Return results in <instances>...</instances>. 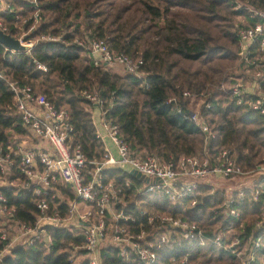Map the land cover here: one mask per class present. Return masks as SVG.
I'll list each match as a JSON object with an SVG mask.
<instances>
[{"label": "trees", "instance_id": "trees-1", "mask_svg": "<svg viewBox=\"0 0 264 264\" xmlns=\"http://www.w3.org/2000/svg\"><path fill=\"white\" fill-rule=\"evenodd\" d=\"M242 6L264 10V0H237ZM17 8L19 0H11ZM40 25L30 33L61 37L58 42H40L29 53L11 51L0 44V74L20 85L31 86L35 93L44 94L58 108L65 109L73 125L72 143L80 147L87 167L101 159L103 142L96 137L89 108L94 104L83 91L96 88L103 99L105 118L118 126L120 139L137 156L153 153L162 161H176L182 156H203L204 148L212 156L230 150L236 163L250 171L264 165V115L247 106L235 104L230 86L241 68L237 41L238 16L249 18L241 7L234 9L232 0H39ZM28 13L24 7L21 14ZM0 20L7 32L17 36V19L0 12ZM239 27V26H238ZM83 31V32H82ZM87 34L104 40L115 54L133 60L142 59L144 78L118 74L94 66L83 56L84 49L74 41L76 35ZM38 64L44 69L37 67ZM147 83V86L144 84ZM189 95L184 96L183 93ZM175 97L177 103H167ZM13 95L0 78V144L9 143L11 132L22 134L18 115L10 106ZM208 106V107H207ZM183 112L199 110L213 136L205 145V136ZM10 110V111H9ZM105 182L121 186L126 206L115 209L131 211L136 221L128 224L131 232L148 229L147 212L159 211L195 222L203 231L205 243L197 239L172 236L157 249L153 264H241L230 249L213 242L220 229L226 234L223 243L234 235H241V246L257 220L264 215V194L253 200L252 189L264 190V175L244 190L238 203V218H225L222 213L224 191L210 192L201 186L176 203L164 193H137L142 182L124 168H110L102 172ZM128 183V186L125 184ZM2 191L15 207L14 216L20 222L35 223L36 196L27 190L9 186ZM70 197L73 194L69 189ZM136 200L137 204L130 200ZM195 200L191 204V200ZM50 243L40 236L33 241L10 246L0 264H89L74 263L71 250L84 243L78 227L68 229L47 225ZM263 236L257 251V262L264 261V223L259 228ZM9 241V239H8ZM7 242V240H6ZM4 245L0 244V250ZM85 253L84 248L78 249ZM187 261L182 263L181 260ZM101 264H143L137 258L125 259L114 246L101 248Z\"/></svg>", "mask_w": 264, "mask_h": 264}, {"label": "built area", "instance_id": "built-area-1", "mask_svg": "<svg viewBox=\"0 0 264 264\" xmlns=\"http://www.w3.org/2000/svg\"><path fill=\"white\" fill-rule=\"evenodd\" d=\"M19 1L22 2V6L16 9L11 0H0V12L13 15L17 19L18 23L15 26L17 36L12 37L26 47L25 52L29 53L40 42L61 41V37L51 34L31 37L30 33L40 25V2ZM232 1L234 9L244 7L249 13V18L244 17L245 24L237 29L242 66L241 73L230 86L231 95L236 105L247 106L252 111L264 115V10L242 6L237 0ZM24 7L28 9V13L22 15ZM0 29L9 34L8 27L1 20ZM75 42L84 49L88 60L92 61L94 66L107 68L118 63L123 66L126 74L137 78H144L147 75L141 68L142 59L135 61L124 54H115L102 39L86 35ZM37 67L44 69L41 64ZM0 78L12 92L10 109L18 115L24 135H15L18 143L10 142L5 146L0 144V184L5 179L10 180L9 186L27 190L37 197L35 223L30 225L20 222L14 216V205L9 203L7 195L2 191L8 186L0 185V244L4 245L1 250H8V253L10 246L14 245L8 241L10 237L7 227L12 224L20 234L18 238L22 236L27 238L25 243L40 236L50 243L52 238L45 229L47 225L68 229L78 227L84 234L85 240L81 248L85 249L83 256L89 264H101V248L106 246L116 247L125 259L137 258L143 264H153L157 258V249L174 235L197 239L200 244H204L202 229L195 222L180 216L140 209L142 214H146L150 226L148 229L141 228L136 233L131 232L128 224L134 223L136 217L131 211L115 209V204L126 206L127 202L121 195L123 193L121 186L103 180L104 170L117 167L134 169L150 180L149 183L141 185L137 193L144 190L164 193L176 203H181L183 197L201 186L210 188L212 193L223 189L219 185L226 184L229 180L250 179V185H238L231 193L222 190L225 192L222 204L225 218L239 217L237 205L244 197V190L252 188L253 182L264 175V165L244 171L228 149L212 156L205 147L203 156H182L176 161L169 162L162 161L153 153L137 156L120 139L118 126L105 118L106 110L98 92L87 89L83 91V95L94 104L98 112V124L93 123L96 126V137L101 141L108 139L115 148V155L104 146L101 159L91 161L93 167L86 169V159L80 147L72 143L74 129L68 112L58 108L44 94L35 93L31 86L10 81L2 74ZM144 84L147 86L145 79ZM183 95L187 96L189 93L184 92ZM167 103H177V99L169 98ZM178 112H182L185 119L197 125L205 136L206 145L213 134L201 112L199 110L183 112L180 108ZM18 180H22L23 183L16 187L12 183ZM125 185L128 186V183ZM64 189H69L73 197L66 194ZM260 194H264L263 189L255 188L250 193L253 200H257ZM131 201L137 204L136 200ZM194 203L195 200H191V204ZM263 223L264 215L257 220L241 246H239L241 235H234L228 243H223L225 235L231 232L232 223L226 230H218L212 240L230 249L241 259V264H258L257 251L263 238L258 230ZM2 257L0 254V260ZM70 258L74 260L72 253ZM186 261V258L181 260L182 263ZM261 262L264 264V261Z\"/></svg>", "mask_w": 264, "mask_h": 264}, {"label": "rangeland", "instance_id": "rangeland-1", "mask_svg": "<svg viewBox=\"0 0 264 264\" xmlns=\"http://www.w3.org/2000/svg\"><path fill=\"white\" fill-rule=\"evenodd\" d=\"M239 9V8H238ZM235 10H237V9H235ZM245 16L244 15H240V16H238L237 17V19H236V22H235V28H236V26H237V28H238V26H240V25H243V24H245V22L243 21V18H244ZM246 20V19H245ZM83 32V31H82ZM87 34H85L84 36H86ZM84 36H80V35H76L75 37H74V41H72L73 43L77 40H80L82 37H84ZM88 36V35H87ZM76 43V42H75ZM83 56H85L86 58H87V54H86V52H83ZM105 70H107V71H109V72H113V73H118V74H121V75H123V74H126V72H125V70H124V68H123V66L121 65V64H118V63H116V64H113V65H111V66H108L107 68H105ZM241 73V68H238L236 71H235V75L237 74V75H239ZM87 90H89V91H93V90H95L96 91V88H91V89H87ZM10 109V108H9ZM90 110H92L93 111V109L92 108H89ZM11 110V111H10ZM9 111L12 113V114H15V112H14V110L13 109H10ZM15 135H17V133H14V132H11L10 133V135H9V143L10 142H16L17 141V143H18V139L17 138H15ZM22 135H23V133H22ZM24 136V135H23ZM88 168H90V167H86V169H88ZM6 180V181H5ZM5 180H3L4 182H2L0 185L1 186H8L9 187V184H10V180H7V179H5ZM22 183H23V181L22 180H18V181H15L14 183H12V184H14V185H16V187L18 186L19 187V185H22ZM144 181L142 182V185H144ZM251 184V180L250 179H245V180H235V181H231V180H229V181H227L226 182V184H221V185H219L220 187H222L224 190H225V192L226 193H231V192H233V191H235L236 189H237V187H238V185H250ZM13 186V185H12ZM14 187V186H13ZM66 193H68V192H66ZM133 200V199H132ZM8 228V236L10 237V239H9V242H12V244L14 243V244H17V243H25V240L27 239V238H25V237H21V238H18V236L20 235L19 234V232L18 231H16V227H15V225H10V226H8L7 227ZM14 238H17V239H14ZM15 240V241H14ZM81 246H75L74 248H72V250H71V252H72V254H73V256H74V263H76V262H79L80 260H82V254L83 253H79L78 252V249L80 248ZM1 256H3L4 254H8V250H1Z\"/></svg>", "mask_w": 264, "mask_h": 264}, {"label": "water", "instance_id": "water-1", "mask_svg": "<svg viewBox=\"0 0 264 264\" xmlns=\"http://www.w3.org/2000/svg\"><path fill=\"white\" fill-rule=\"evenodd\" d=\"M0 44L4 46L8 50L13 51H24L26 50V47L21 45L20 42L13 38L11 35L4 33L0 29ZM129 174L139 179L141 182L149 183L150 180L148 178H145L142 174H140L138 171L131 169L129 170ZM155 181H158V179H155Z\"/></svg>", "mask_w": 264, "mask_h": 264}, {"label": "crops", "instance_id": "crops-1", "mask_svg": "<svg viewBox=\"0 0 264 264\" xmlns=\"http://www.w3.org/2000/svg\"><path fill=\"white\" fill-rule=\"evenodd\" d=\"M93 109V111L92 110H90V112H91V116H92V120H93V123L94 124H98V112H97V109L95 108V107H93L92 108ZM96 127V126H95ZM102 142H103V144H104V146L112 153V154H114L115 155V148L112 146V144H111V142L108 140V139H104V140H102ZM209 190H210V188H209ZM218 190H220V189H218ZM223 189H221V191H222ZM213 193V192H212Z\"/></svg>", "mask_w": 264, "mask_h": 264}]
</instances>
